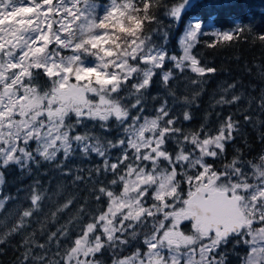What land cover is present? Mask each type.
Returning <instances> with one entry per match:
<instances>
[{"label": "snow or ice", "instance_id": "obj_1", "mask_svg": "<svg viewBox=\"0 0 264 264\" xmlns=\"http://www.w3.org/2000/svg\"><path fill=\"white\" fill-rule=\"evenodd\" d=\"M235 6L0 0V246L15 264H264V64L203 103L227 70L201 48L264 49V12Z\"/></svg>", "mask_w": 264, "mask_h": 264}, {"label": "trees", "instance_id": "obj_2", "mask_svg": "<svg viewBox=\"0 0 264 264\" xmlns=\"http://www.w3.org/2000/svg\"><path fill=\"white\" fill-rule=\"evenodd\" d=\"M236 5L233 9L234 14L242 17L251 18L253 14H257L256 18L259 19V13L264 12V0H232ZM227 17V13H225ZM200 51L204 58L210 62L211 65L218 69H226L227 72H220L213 80L207 85V94L203 97V103L209 99V95L225 80L229 82L232 79H242L245 84L258 83L257 73L259 68L256 65L264 64V49L260 45L253 46L251 43H244L243 41L233 44L231 47H223L218 49H203ZM251 68V75L248 74L247 69ZM182 87V86H181ZM198 113L197 115H201ZM249 140H256L258 132L249 129ZM18 174L10 172L7 175L9 187L17 180ZM27 183V179L25 180ZM11 207V205L9 206ZM63 222V221H62ZM18 253L15 251L14 243L9 245L5 244L0 246V264H15Z\"/></svg>", "mask_w": 264, "mask_h": 264}]
</instances>
